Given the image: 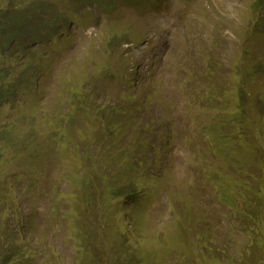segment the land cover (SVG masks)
I'll use <instances>...</instances> for the list:
<instances>
[{
	"label": "rangeland",
	"instance_id": "1",
	"mask_svg": "<svg viewBox=\"0 0 264 264\" xmlns=\"http://www.w3.org/2000/svg\"><path fill=\"white\" fill-rule=\"evenodd\" d=\"M254 1L0 0V26L14 31L0 70L16 90L0 102V129L16 122L0 144L2 201L34 216L44 257L76 264L75 243L86 250L95 238L161 249L174 233L170 199L211 217L218 244L242 252L246 236L226 209L215 212L209 179L218 103L182 110L181 97L194 92L200 105L214 92L235 104L244 90V120L227 145L249 148V166L264 162V27H253ZM32 32L35 40L24 37ZM4 91L0 76V99ZM125 165L142 199L133 207L107 193L131 178Z\"/></svg>",
	"mask_w": 264,
	"mask_h": 264
},
{
	"label": "trees",
	"instance_id": "2",
	"mask_svg": "<svg viewBox=\"0 0 264 264\" xmlns=\"http://www.w3.org/2000/svg\"><path fill=\"white\" fill-rule=\"evenodd\" d=\"M263 9L264 0H255L251 4L255 23L253 26L258 30L264 27ZM7 28V25L5 28L0 27V32L5 29V33H9L8 36H4L5 41L11 40V35L14 33ZM36 36L34 32L24 33V37L31 40H35ZM0 76L5 82L7 81L4 72L0 71ZM15 92L14 89L4 91L5 96L0 99V102L3 103L6 95L9 96ZM219 96L212 92L205 97L204 103L197 105L195 102V104L203 111L212 103H218V109L211 116L208 128L211 137L209 143L213 145L212 152L217 161L209 179L216 193L213 199L215 212L219 206L226 209L232 218L234 216L246 236L247 243L242 252L237 256H231L227 246L218 244L215 233L218 225L211 217L205 216L200 209L193 210L191 203L170 199V222L174 227V233L171 237L164 239L163 248H156L160 243H151L152 248L138 250L127 246L121 237L106 240L95 238L90 239L86 250L83 249V245L75 243L78 259L85 254L93 257L86 262L77 259L76 264H264V170L262 168L264 162L256 159L249 166L248 160L242 156L249 148L231 149L227 145L244 120L246 94L244 90H241L235 104L220 100ZM15 125L16 122L0 129V144L12 140L13 135H9V132ZM111 131L112 128H109V133ZM137 139L139 138L136 137L133 140ZM145 140V146L149 141H153L151 138ZM138 145L143 146L140 143ZM135 155L132 154V156ZM219 161L220 168L230 176L229 178L218 175ZM125 167L130 170L131 178L122 185L108 188L107 193L111 199L128 197L131 207L137 206V202L142 199L135 185L136 173L129 165ZM252 168H256L257 172ZM2 172L3 170L0 169V174ZM4 192L5 189L0 188V264H64L55 251H50L47 256H43V251L39 250L36 242L32 240L36 230L34 216L30 214L23 217L19 213L12 212L9 204H3ZM184 198H188V195H184ZM111 202H108V205H111ZM136 236L142 237L138 231ZM138 241L139 239L135 243ZM88 249H92L94 254ZM99 249L105 255V261L103 256L99 258Z\"/></svg>",
	"mask_w": 264,
	"mask_h": 264
},
{
	"label": "clouds",
	"instance_id": "3",
	"mask_svg": "<svg viewBox=\"0 0 264 264\" xmlns=\"http://www.w3.org/2000/svg\"><path fill=\"white\" fill-rule=\"evenodd\" d=\"M129 1H131L132 3H136V4H138V5H141L142 6V4L143 3H145L146 1L148 2L149 0H129ZM3 14H5V13H2L1 12V10H0V18L3 16ZM1 27V26H0ZM254 27V26H253ZM254 28H256V27H254ZM263 28V27H262ZM261 28V29H262ZM261 29H259V30H261ZM258 30V29H257ZM5 29L2 31V32H0V42H1V44H0V46H2V45H4V43H5V39H4V36H5ZM0 71H2V72H4L5 73V71H4V67L2 68V70H0ZM32 75V74H31ZM31 77V76H30ZM8 81V80H7ZM5 82L6 83V88L9 90L10 89V87L8 86V82ZM182 95H183V97H181V100H183L184 102H185V104L186 105H188V107L186 106L185 108H183L182 110H193V107L194 106H197L196 104H195V101H196V99H197V97L195 96L196 94L194 93L193 94V92H189V91H187V92H183L182 93ZM197 108H198V106H197ZM198 111H199V108H198Z\"/></svg>",
	"mask_w": 264,
	"mask_h": 264
}]
</instances>
